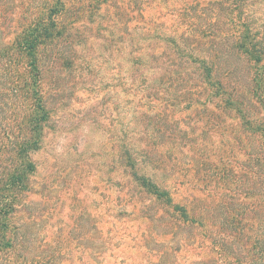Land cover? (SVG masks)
Here are the masks:
<instances>
[{"label": "trees", "instance_id": "1", "mask_svg": "<svg viewBox=\"0 0 264 264\" xmlns=\"http://www.w3.org/2000/svg\"><path fill=\"white\" fill-rule=\"evenodd\" d=\"M263 5L0 0V264H264ZM62 75L114 99L100 146L125 188L87 246L82 222L52 231L33 200ZM218 137L245 138L244 157Z\"/></svg>", "mask_w": 264, "mask_h": 264}, {"label": "rangeland", "instance_id": "2", "mask_svg": "<svg viewBox=\"0 0 264 264\" xmlns=\"http://www.w3.org/2000/svg\"><path fill=\"white\" fill-rule=\"evenodd\" d=\"M257 10V23L264 27V5L258 6ZM236 76H242L241 67ZM107 77L109 75L104 68L99 74H95L96 79ZM76 81L62 75L51 89L55 92V94L51 92L52 99L56 100L53 99L51 129L48 131L44 147L34 154L38 171L34 177L36 193L33 200L40 208H45L48 214L45 221L50 224L52 231L61 226L62 234H67L68 228L65 231L62 229L64 223L82 222V233H86L87 237L78 243L87 246L89 236L93 232V227L89 225L90 219L94 215H98L102 221L108 219L106 208L112 200L120 198L121 192L118 191H121L120 187L122 184L124 186V181H119L122 180L120 177L115 181L112 176L115 172L110 155L100 146V142H103L106 136L103 126L106 128L105 122H111L114 113L112 104L114 99L112 95H106L104 89L90 93L83 87V82L75 84ZM54 88H57V91ZM259 110L256 109L257 114L253 109L250 112L256 114L254 116H261ZM220 132L218 129L217 134ZM220 138L218 137L215 142L217 154L220 153L225 159L229 158L232 164L244 157L239 151L245 149V138L239 142L230 140L232 144L228 148L221 147ZM253 138H249V151L256 161L257 144ZM118 173L117 171V176ZM82 210H85V213H82ZM106 229L105 224L103 231ZM125 249L124 245H119L116 250L119 260ZM107 254L109 260L114 259L111 251ZM75 257L76 264H82L79 260L80 255L76 254ZM112 264L119 263L114 261Z\"/></svg>", "mask_w": 264, "mask_h": 264}]
</instances>
